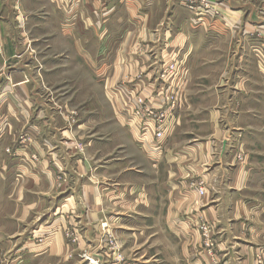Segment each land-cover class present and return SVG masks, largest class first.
<instances>
[{"label":"crops","instance_id":"0c3cea01","mask_svg":"<svg viewBox=\"0 0 264 264\" xmlns=\"http://www.w3.org/2000/svg\"><path fill=\"white\" fill-rule=\"evenodd\" d=\"M223 6L225 20L197 25L172 0H20L24 35L40 51L15 55L6 44L0 54V264H87L83 252L107 262L109 239L123 264H212L191 226L202 218L215 223L219 264H257L264 41L248 32L264 33V19ZM0 27L19 47L12 21ZM176 48L189 76L157 151L121 109L136 75L150 79L154 59ZM90 108L95 124L114 125L108 141L90 130Z\"/></svg>","mask_w":264,"mask_h":264},{"label":"built area","instance_id":"2783aa9c","mask_svg":"<svg viewBox=\"0 0 264 264\" xmlns=\"http://www.w3.org/2000/svg\"><path fill=\"white\" fill-rule=\"evenodd\" d=\"M193 14L195 24H201L204 17L213 16L214 6L208 0H172ZM264 55L262 48H257ZM187 54L184 48L170 50L167 55H159L154 59L155 73L150 79L146 75L138 74L132 82V92L121 109V116L135 126L139 133V143L146 144L149 141L155 145V150L160 151L167 137L174 131L176 119L174 112L179 106L181 93L189 76L187 66ZM146 79V80H145ZM24 141V140H22ZM23 147H26L23 144ZM199 196L206 194L205 189L197 183ZM105 226V225H104ZM194 227L201 233L202 249L212 264H217V257L212 251L213 228L210 224L201 222ZM70 241L77 243L73 235L67 233ZM113 257L117 263L122 261L118 244L112 242ZM81 260L87 264H102L98 258L90 253H82ZM262 264L261 262H258Z\"/></svg>","mask_w":264,"mask_h":264},{"label":"rangeland","instance_id":"374dc122","mask_svg":"<svg viewBox=\"0 0 264 264\" xmlns=\"http://www.w3.org/2000/svg\"><path fill=\"white\" fill-rule=\"evenodd\" d=\"M208 1H210L213 4L212 6H214V8H213L214 13H213V16H209L208 18L204 17V19L202 20V23H205L207 21L208 22L209 21L210 22L211 21L214 22V21H218L220 19L225 20L226 19V16H225L226 9L223 8L224 7L223 4L227 5L228 1H229L230 4H231V1H234L239 6H248L246 8H250V10H249L250 12H254L257 15V17L259 16V18L261 20L264 19L263 18L264 17V0H228V1L227 0H208ZM7 3L9 4V9H7L8 12H4L3 13L2 12V5L4 4V8H7V7H5V6H7L6 5ZM19 4H20V0H0V18H3V16H4V18L10 19L12 21L13 28L9 29L10 33L14 30L15 33H16V36H17V38L19 40V43H18L19 47L16 46V48H14V46L11 45V42L13 40L12 39L9 40V38H7V37H10L9 36L10 35L9 32L4 33L5 31L0 27V54L2 53V45H6V44L9 46V49H11L15 53V55H35L34 53L37 54L38 51H40L39 49L37 51H34V48H35L34 44H29L28 43V39L30 40L29 35L28 34L24 35V31L26 29L24 21L26 19H25L24 14H23L24 12L22 13V11L18 10ZM34 15L36 16L37 14L34 13ZM256 27L257 28H255V29H257V30L254 29L253 31L248 32V33H252V34H250V36L253 37V39H256L258 41H260V40L264 41V33L261 32V30L263 28H260L259 25L256 26ZM5 30L8 31V29H5ZM1 32L6 37V41H4V39L2 38ZM25 40H26L25 44H20V43H22V41H25ZM258 48H262V50H264V42L260 43ZM107 112L108 111H106L104 115H107ZM95 115H97V114L94 113L93 110L90 108V110L88 111V116L90 117L89 120H90V125H91L90 130H92V132L100 131L101 133H106L104 136H99V137L97 136V138H104V139H107L106 141H108V139L111 138L110 135L108 134V132H112L113 131L111 129V127H113L114 125L113 124H98V123L95 124L94 121H92V118L95 117ZM80 116H81V114H80ZM90 134H88L87 136H89ZM19 139H20V143H21L22 148L26 149L28 147V145H29V139H27V137L24 136V135H22ZM85 139H87V138H84L83 141ZM22 140H24V141H22ZM23 144H25L26 147H23ZM79 149H80V152L83 151V148L81 149V147H79ZM114 155L116 156V153H113V156ZM33 159H34V157H33ZM235 159H236L237 162L243 163L245 161V155L244 154L242 155L241 153H238L237 155H235ZM198 184H199L200 188L205 189V191H206V186L207 185H206V183L204 181H200V182H198ZM201 222L210 224L212 226V228H213L212 240H213V237H214V227L213 226H214L215 223L211 222V221H207L205 218H202V219H198L193 224L194 225H198ZM104 225L105 224H103L101 226V228L103 230L106 227V225L105 226ZM194 225H191V226H193V228L195 230H197L194 227ZM200 235H201V233H200ZM202 241H203V239L201 240V250L203 251V249H202ZM112 242H115V243L118 244L119 253L118 252H116V253L119 254L122 257V261L120 263H117L115 261V258L112 255L113 249H110V246H111L110 244ZM213 243H214V240H213ZM212 251L215 253L216 257L218 258V255H217L216 250H215V245H213ZM203 253H204V251H203ZM108 258H109L108 261L107 262H102V264H123L124 263V257H123V254H122V251H121V245L119 244V242L114 241L112 239L111 240L109 239V241H108ZM255 260H256L257 264H259L258 262H261L262 264H264V255H263V253L260 252L259 254H257ZM217 264H219L218 263V259H217Z\"/></svg>","mask_w":264,"mask_h":264}]
</instances>
